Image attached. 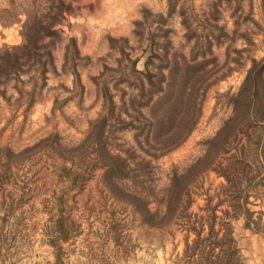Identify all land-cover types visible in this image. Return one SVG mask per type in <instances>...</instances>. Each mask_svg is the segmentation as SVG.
<instances>
[{"label":"rangeland","instance_id":"rangeland-1","mask_svg":"<svg viewBox=\"0 0 264 264\" xmlns=\"http://www.w3.org/2000/svg\"><path fill=\"white\" fill-rule=\"evenodd\" d=\"M22 45L0 264H197L264 238V0H0V50Z\"/></svg>","mask_w":264,"mask_h":264},{"label":"trees","instance_id":"trees-1","mask_svg":"<svg viewBox=\"0 0 264 264\" xmlns=\"http://www.w3.org/2000/svg\"><path fill=\"white\" fill-rule=\"evenodd\" d=\"M34 52L31 51L30 47L22 45L20 47H10L0 50V79L9 77V74L17 75L22 65L20 59L22 57H34ZM226 243L230 245V250L226 252L223 260L217 255L213 256H199V259H203L205 262H198L197 264H241L239 261L240 250L233 237L226 240ZM218 244V243H217ZM213 258V260H211ZM192 261V260H191ZM53 264H62V260L59 254L54 255Z\"/></svg>","mask_w":264,"mask_h":264},{"label":"crops","instance_id":"crops-1","mask_svg":"<svg viewBox=\"0 0 264 264\" xmlns=\"http://www.w3.org/2000/svg\"><path fill=\"white\" fill-rule=\"evenodd\" d=\"M254 240L255 244L253 245H246L245 242L243 247L240 246V252L241 254H244L245 257H247V264H264V238L255 234Z\"/></svg>","mask_w":264,"mask_h":264}]
</instances>
